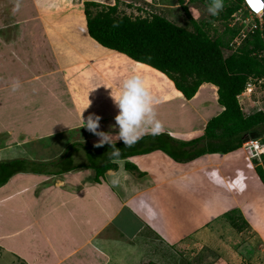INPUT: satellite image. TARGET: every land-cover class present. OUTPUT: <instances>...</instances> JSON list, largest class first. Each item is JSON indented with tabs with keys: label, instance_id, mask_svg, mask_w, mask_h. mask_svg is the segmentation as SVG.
Returning a JSON list of instances; mask_svg holds the SVG:
<instances>
[{
	"label": "crops",
	"instance_id": "1",
	"mask_svg": "<svg viewBox=\"0 0 264 264\" xmlns=\"http://www.w3.org/2000/svg\"><path fill=\"white\" fill-rule=\"evenodd\" d=\"M139 1L151 12L160 9L167 20L172 17L169 10L180 8L173 0ZM190 1L184 0L185 5ZM86 2L106 7L117 3L120 15L130 16L126 10L132 9L126 4L129 1L123 6L116 0H0V60L18 61L13 70L27 77L22 89L44 88V82L58 81V95L46 97L47 103L58 102L62 110L55 121L63 126L56 133L58 139L70 140L67 148L99 143L98 136L82 127V113L85 120L90 114L102 117L97 131L118 134L115 117L119 109L111 94L116 95L133 72L107 66L112 56H121L164 77L175 90L165 86L163 92L176 101L164 99L159 87L144 82L156 99L157 120L165 112L181 109L184 117L180 120L178 116L180 121L176 122H186L184 126L158 120L162 126L158 134L166 133L182 142L201 137L209 120L223 111L217 102V88L202 84L186 101L163 73L99 45L88 34ZM189 13L198 22L197 10ZM205 29L209 27L205 25ZM224 34L209 33L214 39L226 40ZM201 92V98L194 102ZM242 150L208 154L185 164L154 151L112 161L116 167L95 181L96 173L88 164L74 162L78 153L85 156L84 150L77 148L76 155L70 152L74 169L69 172L53 175L50 168L44 175L18 174L10 179V183L14 181L11 186L25 180L22 187L32 196L27 197L26 214L21 211V216L13 214L18 210L11 208L20 205V190L11 187L10 196H0V264H146L154 253L190 237L223 253L221 264H232L230 257L235 256L231 252H236L230 241L211 228L227 212L239 210L249 224L247 230L264 244V185L256 172H247L240 190L231 182L241 170L242 160L237 154ZM7 186L9 182L0 188V195ZM244 196L248 204L238 203L237 199ZM9 209L11 214H5ZM229 233L238 237L244 232L236 234L230 228Z\"/></svg>",
	"mask_w": 264,
	"mask_h": 264
},
{
	"label": "trees",
	"instance_id": "2",
	"mask_svg": "<svg viewBox=\"0 0 264 264\" xmlns=\"http://www.w3.org/2000/svg\"><path fill=\"white\" fill-rule=\"evenodd\" d=\"M192 30L179 27L164 17L153 14L151 18H132L120 15L118 4L106 7L86 2L84 14L89 36L99 45L126 55L135 62L145 64L163 73L173 82L186 101H190L202 84L217 88V102L223 111L206 124L201 137L189 142L175 140L166 133L143 135L133 146L117 142L121 156L114 158L111 146L103 147L73 145L60 159L52 163L14 159L0 162V188L18 174L53 175L74 169L70 152L81 148L85 152L88 167L96 173L95 181L116 166L115 160L161 151L176 163H189L208 154H229L239 150L250 140L264 138V114H244L237 97L244 91L249 78L262 80L264 90V34L256 32L235 53L224 55L229 42L236 33L228 29L229 40L214 39L205 25L196 22L190 15L184 0H177ZM209 1V0H208ZM241 0H224L227 20L240 8ZM255 162V172L264 185V157ZM49 164V165H48ZM127 169V167H126ZM130 170H137L128 166ZM220 220H226L231 229L243 233L249 228L242 213L231 210Z\"/></svg>",
	"mask_w": 264,
	"mask_h": 264
},
{
	"label": "rangeland",
	"instance_id": "3",
	"mask_svg": "<svg viewBox=\"0 0 264 264\" xmlns=\"http://www.w3.org/2000/svg\"><path fill=\"white\" fill-rule=\"evenodd\" d=\"M98 1L108 2V0ZM124 1L130 2V4L127 5L132 7V9L129 11L126 10V13L131 17H134V9H140L143 11V8L147 7L145 2L139 0H116V2H121L123 6ZM167 1L170 3L169 0ZM173 2L174 4L178 3L177 0H173ZM134 4L137 6L133 7ZM208 6V0H193L190 1L187 8L192 12H194L195 9L197 10L199 14L197 15V21L208 26V32L210 34H213V31H223L225 33V39L229 40L230 35L227 30L231 29L229 28L231 17L227 20L223 18L225 6L217 16L209 15L207 12ZM153 11L161 16L166 15L160 9H155ZM154 12L153 14H155ZM169 12L172 17H168V21L179 27L192 30L191 25L179 7L169 10ZM230 54L231 52L228 49L224 51L225 56ZM17 63L18 61H11L9 59H4V61L0 60V162L22 159L36 163H52L53 161L60 159L63 152L70 144V140H64L62 138L58 139V136L56 135V133L63 128V126L55 124V121L61 117L59 112L62 111L58 108V102L53 104L46 102L47 96L51 95L52 97H56V95H58V90L56 88V83H58V81L48 80L47 82H44V88L43 85H37V87H31V89L20 88L13 92L11 88L14 80H19L21 83L27 80V77L18 75V70H13ZM107 66L112 68H129L132 70L133 75L141 76L145 83H153L159 87L164 99L176 101L171 99L169 94L163 92L165 86H168L172 91H175L172 85L164 77H159L152 71H147L143 67L132 64L121 56L110 57V60H107ZM201 95L202 92L197 97V100L195 99L196 97L194 98V102H197L201 98ZM242 108L246 115L257 112L259 108H264V90L261 85L256 84L250 98H244L242 100ZM33 110L34 113L32 112ZM182 113L181 109L178 112H165L160 115L158 120L163 123L167 122V124H179L185 126L186 122H182L181 124L176 122L177 119L179 120L180 118L181 120V118L184 117ZM216 113L217 112L212 115ZM78 150L81 149L78 148ZM75 152L76 151L72 150L71 154L76 155ZM237 155L238 158H241L242 160V167L241 170L237 171V176L231 182L234 185L236 184V186H238L237 189L240 190L244 187L247 180V172H250L252 175L255 174V162H253L251 166L249 165L244 150ZM74 158L76 164H88L83 153H78ZM11 183H14V181ZM11 183L9 181V186H7L5 190H2L1 197L10 196L13 188ZM24 183H26L25 180L19 183V185L21 184L20 186L13 185V190H20L17 198L21 199V203L20 205H14L11 208L14 211H20L13 213L19 216H21V214H26L27 207L25 203L27 197L32 196V192L31 194H28V191L24 190L22 187L24 186ZM232 185L230 186V189H232ZM246 201H249V199L245 196L237 199V202L240 204H246ZM5 214L10 215V209L7 210V213ZM212 224L211 228L220 235H223L222 237H224V239L228 238V241H230L229 243L233 247V252H236L238 255L236 256V254L231 252V254L235 256V258L232 256L230 257L232 264H264V244H262L260 240L258 241L250 230H245L242 236L238 235V237H236V235L231 234L233 232L229 233L230 226L226 220H218ZM223 256L224 254L220 253L218 249L207 248L200 244L199 240L190 237V239L188 238L184 240L183 243L171 247L170 249L165 248L154 253L146 264H221L219 260ZM239 257H242L241 260ZM227 263L229 262L227 261Z\"/></svg>",
	"mask_w": 264,
	"mask_h": 264
},
{
	"label": "clouds",
	"instance_id": "4",
	"mask_svg": "<svg viewBox=\"0 0 264 264\" xmlns=\"http://www.w3.org/2000/svg\"><path fill=\"white\" fill-rule=\"evenodd\" d=\"M19 7V5H18ZM224 8V0H209L207 12L211 16H217ZM22 84L19 80H14L11 90H19ZM111 97L119 109V114L115 117L118 126V134L113 136L110 133L97 131L100 127L102 117L90 114L87 119L80 115L82 127L99 137L96 147H103L105 144L111 146V155L114 158L121 156V149L115 147L117 142L122 141L127 147L133 146L145 133L156 135L162 131L160 122L156 119L154 106L156 99L145 86L144 81L139 75H132L124 80L116 95ZM90 104V101H89Z\"/></svg>",
	"mask_w": 264,
	"mask_h": 264
},
{
	"label": "built area",
	"instance_id": "5",
	"mask_svg": "<svg viewBox=\"0 0 264 264\" xmlns=\"http://www.w3.org/2000/svg\"><path fill=\"white\" fill-rule=\"evenodd\" d=\"M130 4V2H126ZM152 5L151 2H148ZM264 0H241L238 11L231 16L229 28L234 29L236 33L230 40L228 46L231 53L239 51L244 42L256 32H263L264 26ZM137 5H133L135 7ZM132 18H151L153 12L146 7L143 11L134 9ZM256 84L261 85L262 80L249 78L244 91L237 97L240 106L244 98H250ZM257 112H263L264 108H259ZM246 159L251 166L254 161L261 162L264 157V138L259 140H250L242 146Z\"/></svg>",
	"mask_w": 264,
	"mask_h": 264
},
{
	"label": "water",
	"instance_id": "6",
	"mask_svg": "<svg viewBox=\"0 0 264 264\" xmlns=\"http://www.w3.org/2000/svg\"><path fill=\"white\" fill-rule=\"evenodd\" d=\"M263 34H264V26H263Z\"/></svg>",
	"mask_w": 264,
	"mask_h": 264
},
{
	"label": "snow or ice",
	"instance_id": "7",
	"mask_svg": "<svg viewBox=\"0 0 264 264\" xmlns=\"http://www.w3.org/2000/svg\"><path fill=\"white\" fill-rule=\"evenodd\" d=\"M262 6H264V5H262Z\"/></svg>",
	"mask_w": 264,
	"mask_h": 264
}]
</instances>
